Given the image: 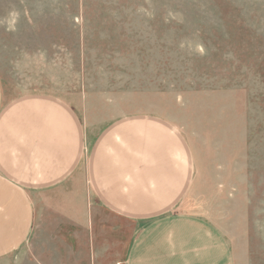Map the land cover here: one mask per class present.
I'll return each instance as SVG.
<instances>
[{"label":"crops","instance_id":"obj_1","mask_svg":"<svg viewBox=\"0 0 264 264\" xmlns=\"http://www.w3.org/2000/svg\"><path fill=\"white\" fill-rule=\"evenodd\" d=\"M41 43L0 41V264H238L213 221L180 210L198 176L177 122Z\"/></svg>","mask_w":264,"mask_h":264},{"label":"rangeland","instance_id":"obj_2","mask_svg":"<svg viewBox=\"0 0 264 264\" xmlns=\"http://www.w3.org/2000/svg\"><path fill=\"white\" fill-rule=\"evenodd\" d=\"M9 38L56 41L95 89L177 122L198 176L180 210L213 221L238 264H264V0H0Z\"/></svg>","mask_w":264,"mask_h":264},{"label":"clouds","instance_id":"obj_3","mask_svg":"<svg viewBox=\"0 0 264 264\" xmlns=\"http://www.w3.org/2000/svg\"><path fill=\"white\" fill-rule=\"evenodd\" d=\"M10 15L13 16V18H14L13 21H12V24L14 25V24H15V19L18 18L19 13L13 11L12 13H10ZM10 29H11V25H10ZM180 46L183 48V47H184V44L181 43ZM196 51H197L199 54L203 55V54H204V48H203V46L200 45V44L197 45V46H196Z\"/></svg>","mask_w":264,"mask_h":264}]
</instances>
